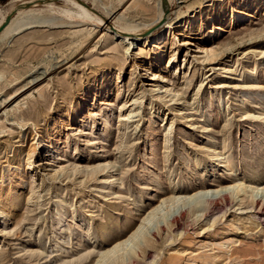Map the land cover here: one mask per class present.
Wrapping results in <instances>:
<instances>
[{
	"label": "rangeland",
	"instance_id": "rangeland-1",
	"mask_svg": "<svg viewBox=\"0 0 264 264\" xmlns=\"http://www.w3.org/2000/svg\"><path fill=\"white\" fill-rule=\"evenodd\" d=\"M84 1L94 13L102 15L104 11L107 15L113 12L116 21L122 23L125 20L136 27L154 24L163 8V0H124L120 6L119 0ZM212 1L216 0H171L165 10V19L143 36L133 38V43L132 36L128 35L127 41L125 35L124 39L115 32L116 28H99L82 19H77L83 21L81 23L54 18L51 23L53 18L48 12L44 13L46 18L42 23L34 20L37 15H33L31 25L1 34L0 178H4L13 163H18L25 173L17 180L5 183L0 195L3 202H8L6 193L17 192L16 197H12L11 215L7 219L8 232H12L3 240L0 235V264H79L77 259L89 247L90 250L92 246L96 247V253L112 247L134 226L142 223L146 213L156 204L155 199L150 200L156 191L151 187L155 176L161 182L157 186L158 199L170 196L173 189H187L191 193L200 186L214 188L228 184L231 178L245 180V183L260 179L259 183L264 186V56L260 55L264 51V5L249 10L237 22L236 18L232 19L234 3L231 0H221L224 9L220 15L207 19L204 10ZM53 2L65 4L66 0ZM26 3L24 0H0V12L10 15ZM44 3L49 1L29 2L26 6L31 8ZM96 5L103 11L96 10ZM103 20L109 23L104 14ZM162 34H167L164 55L161 62L155 64V48L145 38L153 39ZM218 44H230L222 55L221 70L218 62L212 64L210 61V51ZM108 66L113 67L110 79L118 83L120 89L118 96L116 91L110 93V106L102 103L107 100L103 91L96 93L101 90L100 81ZM214 67L219 71L213 70ZM154 71L161 72L166 79L150 80ZM249 71H253L252 76L244 80ZM167 79L180 92L178 101L172 105L162 98ZM222 83L224 87L216 89ZM251 83L256 86L252 95L245 97ZM134 99L139 101L133 106ZM183 101H195V104L177 116L170 108ZM151 102L153 108L149 105ZM78 104L83 108L81 117L70 118L69 112ZM122 105H126L124 109ZM139 108L140 117L135 121L142 115L144 119L135 132L122 122L121 116ZM102 117H107V121L104 122ZM52 121H58V127H50L47 141L51 149L47 153L41 132ZM172 123L171 143L175 148L167 161L161 148L164 129ZM201 125L205 130L198 129ZM212 143L218 151L224 152L223 160L205 169L188 170L198 160H207L206 151ZM116 158V175L122 178V190H129L124 199L112 195L110 190L99 193L104 175L99 174V167L106 160L116 161ZM73 161L83 167L93 165L97 180L89 182L85 174L66 179L70 172L68 169L67 173L60 172L59 165L69 166ZM226 163H230L231 173H227ZM57 193L63 195V208L69 203L75 210L67 214L65 224H68L64 228L58 225L60 219L55 212ZM242 196L245 197L242 206L233 210L227 207L226 212L216 216L218 229L214 241L209 243H220L221 232L225 230L227 242L231 243L227 255L232 252L234 255L233 261L224 259L223 264H264V213L256 206L243 209L251 202V194ZM74 215H77L75 222L78 225L88 223L87 226H91L88 234L80 236L77 226L67 233ZM21 219L23 222L16 226ZM200 220L189 226L188 235L181 238L182 241H193V246H187L188 251L177 249L180 242L166 244L161 241L165 239L159 237L160 256L156 263L201 264L193 258L204 250L210 237H198L199 230L206 228L204 218ZM253 223L256 225L252 226ZM102 227L106 228L100 235ZM151 228L155 229L157 225ZM66 233L72 237V243L67 247L61 245L65 247L64 252L58 253L55 243L67 236ZM88 235L97 240L95 245ZM194 244L200 246L194 247ZM70 256L74 257L68 261L65 257ZM93 256L81 264H94V260L90 263ZM39 257L44 259L38 262ZM60 259H65L66 263H60ZM70 260L75 261L71 263Z\"/></svg>",
	"mask_w": 264,
	"mask_h": 264
},
{
	"label": "bare ground",
	"instance_id": "bare-ground-1",
	"mask_svg": "<svg viewBox=\"0 0 264 264\" xmlns=\"http://www.w3.org/2000/svg\"><path fill=\"white\" fill-rule=\"evenodd\" d=\"M24 1L27 2L26 5H28L29 2L32 3V2H36V1H40L42 3L45 1H47V2L49 1V3H46V4L44 3L40 6H32L31 8L29 6H26V5H21L15 9L14 13H11L12 15L11 14L9 15V13L8 14H2L3 12L2 13L0 12V17H1L0 18V27L4 26L0 32V36L6 30L13 29L14 31H18V30L23 29L26 26L31 25L32 20H33L32 19L33 15H37L36 17H34V20H40V22L42 23L43 19L46 18L43 16L44 13L48 12L49 17L53 18V20H50L51 23L54 22V18L55 19L56 18L65 19V20L82 19L86 23H93V24L98 25L99 28L102 26H106V28H108V29L114 28V30L116 28L115 32L117 34H120L122 37H124L123 35H125L126 40L129 36H132V37H130V39H133V38L135 39V38H138L140 35L143 36V34L147 33L148 31H151L152 27L158 25L163 20V18L165 19V10L167 8H169L170 3H171V0H163V8H160V13L158 15V18L154 22V24H152L150 26L136 27L137 25L133 26L134 24L131 25V24L125 23L126 22L125 20H123L124 23L123 22L120 23L119 22L120 20L116 21V15H114L113 12H112V14L105 15V12L101 8H99L100 6L98 7V5H96L95 9L99 10V11H103V13H102V15L94 13L93 11H91V9L87 8L86 1H84V0H66L65 4L54 3L53 2L54 0H24ZM221 2H222L221 0L209 2L208 6L204 10L206 12L207 19H214L218 15H220L221 11L224 9L222 7ZM231 2L234 3V5L232 7V11H233L232 19L236 18L237 22L241 21L240 17L243 16L249 10H257L260 6L264 5V0H231ZM95 3H96V1H95ZM122 3H124V0H119V6ZM69 6H72V8H70ZM103 14L108 19L107 20L109 22L108 24L103 20ZM199 18H200V16H199ZM77 21H80V20H77ZM83 21H80V22L82 23ZM50 22L47 21V23H50ZM51 25H55V24H51ZM86 25H88V24H86ZM32 27H31V29H32ZM193 29H195V26ZM109 37L111 39V36H109ZM166 37H167V34H162V35H159L153 39L148 38V37L145 38L146 42H149L150 45H152V47L155 48V53H154V58H153V61L155 64H159L162 60V57L164 55V50H165ZM124 39H125V37H124ZM134 39L132 40V43L134 42ZM230 44H218V45H215V47L211 49L210 61L212 62V64L215 62H218L217 66L218 67L221 66L220 63H221L222 55H224L223 53L228 49L227 47ZM113 51H115V50H113ZM260 55L264 56V51ZM220 68L221 67H219L218 69L221 70ZM112 69H113L112 66H108L107 70L103 71V75H102V78L100 81L101 82V90L96 91V93H100L102 91L105 93L107 100L103 101L102 103H103V105H106V106L111 105L110 104L111 101H109L108 98L110 97V93L112 91H116V93H117L116 96H118L120 94L119 93L120 92L119 84L113 83V80L110 79V74L112 75ZM157 69L159 70V68H157ZM164 69L168 71L169 68L165 67ZM215 69H216V67L213 68V70H215ZM219 70H215V71H219ZM252 72L253 71H249L248 77L245 75L246 77L243 79L248 80V78H250L252 76ZM230 73L233 74V72H230ZM151 76L152 77L150 78V80H152V81H157L160 79H163V80L166 79V77H163L161 72H158V71L157 72L154 71L151 74ZM171 80H172V78H171ZM248 86H249L248 88H250V89H249V92L246 94L245 97H249L252 95V89L256 86V84L251 83ZM223 87H224V85L222 83V85H219L218 88H216V89H221ZM163 92H164V94H163L162 98L167 99L168 102L171 103V105H172V103H176L178 101L177 97H178L180 92H179V90H176L173 87L172 82L168 79H167V85L163 87ZM162 98H160V99H162ZM180 99L182 100V98H180ZM249 99H251V98H249ZM138 101H139V99H134L133 106L135 104H138ZM194 104H195V101H194V103H191L189 101H183V103L181 105L173 104L174 107L171 106L172 108H170V109H172L171 111L174 112L175 115L179 116L184 111V109H187L189 107L192 108V106ZM149 105H152L151 108H153L152 102ZM125 106L122 105V108L124 109ZM82 109H83L82 105L78 104L77 106H75L72 109L71 112H69V114H68L69 117L70 118H72V117L77 118V116H80V114L82 113ZM139 111H140V108L137 110H131V111L125 112L126 114L121 116L122 122L123 123L125 122V125L129 129H134L133 131H135V132L137 131V128L139 127V125L141 123L140 122L141 119L144 117L142 115L139 120L136 119V121H135L136 117H140ZM246 115H247V113H246ZM250 115H251V113H250ZM183 118H186V116ZM201 118L202 117H200V119ZM102 119L104 122L107 121V117H102ZM129 121H132V122H129ZM200 121H202V120H200ZM57 123H58V121L49 122V124L46 125V127H44L42 132H41V135H42L41 137L43 138V140L45 142L44 146H46L47 153L51 149V145L47 141L49 139L48 137H50V135H49L50 127H56ZM173 123L171 125L167 126L168 128L164 129V137H163L164 142H163L162 148H161V149H163L164 160L168 159L171 156V154L173 153V150L175 148L173 146V144L171 143V137H172V135H174V129H173L174 124ZM197 124H199V123H197ZM198 129L205 130L203 125H201L200 128H198ZM215 142H216V140H215ZM186 143H187V140H186ZM204 148H207V147H203L202 149H204ZM125 149H126V147H124V150ZM207 149H208L206 151L208 153L207 154V160L201 161V162L198 160L199 162L198 161H197V163L195 162L196 164H194L193 166L189 165L190 167L188 170H190L191 172H194L198 168H201V167H203L205 169V168H208L209 166H211L213 164L220 163L223 160L224 152H222V150L220 151V149L218 151V149H216L215 143H212V145L209 146ZM196 152H197V150H196ZM200 152H201V150H200ZM187 153L188 152L186 151L185 154H187ZM204 155H205V153H204ZM185 156L187 157L188 155H185ZM117 160H118L117 158H116V161H107L106 160L104 165L99 167V171H98L99 174H104L103 175V181H101L102 183L100 184L99 193H102L103 191L106 192L107 190H110V191H113L112 195L123 196V199H124V196H128V194L126 193L127 189L124 188V190H122L123 183L120 184V181H122L121 180L122 178H120L118 175H116L117 170L115 169V167L117 164ZM167 161H169V159ZM229 164L226 163V165H225L226 169L228 171L227 173L232 172V167ZM67 169L70 172V176L67 177L66 179L72 180V178L77 177L79 174H85L86 177L88 178L89 182H93L94 180H97L96 171L93 168V165H87L86 167H83L82 165H80L78 162H75V161L71 162L69 166H66L63 163H61L59 165V171L60 172L67 173L66 172ZM23 172L24 171L21 169V167H20V165H18V163H13L12 168H10V170H7L5 172L4 178H2V179L0 178V185H1L0 186V195H1L2 191L4 190V187H3L4 184L5 183L7 184L11 181L13 182V181L17 180L18 178H20V176L23 174ZM195 173H192V175ZM197 174L198 173H196V175ZM249 180H251V179H249ZM259 180L253 181V179H252V182L248 181V183L247 182L245 183V180L243 182L239 178L238 179L237 178H231V180H229L230 183H228V184L224 185L222 183V184H219L218 186H216L214 188H212L211 185L210 186H208V185L200 186L197 189H195L194 191H192L191 193L187 192V189L184 191H177V190L173 189L172 192L170 193L171 194L170 196L168 195V197H167V195H166L165 197L163 196V198L158 199L159 195L157 193V186L160 182V179L155 176L151 180L153 183L152 184L153 186H151V187H153L154 191L155 190L156 191L154 194H152V196L150 195L151 196L150 200L155 199L157 202H156V204H154L150 208L148 213H146V217H144V219L142 220V223L134 226L131 229V231L125 236L124 239L122 238V240L118 241L117 243H115V245H113L110 248H105L103 250L98 251L97 253L95 251L96 247L94 248V246H92V248H91L92 250H90V247L88 248L89 250L86 249V252H84L82 250L84 253H81L82 252L81 251L80 253L82 255L77 260L80 262L79 264H81L84 261H89L88 259L94 255L93 258L90 260V263H92L94 260V262H93L94 264H142V263L144 264L145 262H149V261H151V262H149L148 264H158V263H156V258H158L160 256V254L158 253L159 248L157 245H159L161 243V242H159L158 238L160 237L162 239H165V240H161V241H163V242L166 241V244H167V242H169V243L180 242L181 244L178 245L177 249L180 248L182 250L188 251V249H186V248H187V246H193V241H188V240L182 241L181 238L185 235H188L187 233H189L188 232L189 226L196 225L198 221H201L200 220L201 218H204L203 221H205V223H206V228H201L199 230L198 237H200V239H201V238H204L205 236H209L210 238H208V239L210 241H208V243H206L207 245L204 246V250L201 247V249L203 251H201V252L199 251L200 253L193 258V259H195L194 262H196L197 260H200L201 264H223L224 259H231L232 256L234 255V252H232L231 255H227L228 249L231 248V243H230V241H229V244L227 242L228 240H227L225 230H223L221 232L222 238H221V241H219L220 243L216 244V242H215V245H213V244H211L212 246L210 245L209 242L214 241L215 237H213V236L215 235L216 230L218 229L217 225H219L216 216L221 214L225 210V208H227V207H231V209L233 210L234 207L237 208V206L238 207L242 206L245 202V200H243L245 197L243 198L242 194H245L247 196L248 193L251 194V202L250 203L248 202L247 207L243 208V209L249 210L253 206L254 207L256 206V207H260V210L264 213V186L259 183ZM174 184H176V183H174ZM33 187H35V186H32V188ZM93 187H94V185H93ZM174 187H177V186H174ZM128 191L129 190H127V192ZM188 191H190V190H188ZM158 192H159V190H158ZM6 194L9 196L7 198L8 202H3V198L0 196V226H1L0 235L2 237V240L5 239L8 235H10L12 232V231L8 232L9 226L7 224V219L11 215L10 209H11V206L13 204V202L11 201L12 197H16L17 192L16 191H10L9 193L7 192ZM61 195H62V193H57V196H55L56 198L54 201V206H55L56 216L60 219V221H59L60 224H58V223H56V224H58L62 228H64V225L68 224V223L65 224V222L67 220V214H70L72 212L74 213L75 210H74V206L70 205L69 203H65L68 206H66V207L64 206V208L62 207L61 204H62V201H64V199L62 200L63 195L62 196ZM248 197H250V195ZM134 200H136V198ZM4 201H6V200H4ZM125 201H127V199ZM136 206L139 207V205H136ZM14 207H15V205H14ZM61 207L63 208V210H61ZM241 209H239V210H241ZM224 212H226V211H224ZM254 216H255V214H254ZM76 217H77V215L76 216L74 215V217L72 216L73 223L72 224L69 223L67 233H69L73 227L76 228L75 226H77L78 229L80 230V236L88 234L91 226L90 227L87 226L88 223L87 224L83 223L82 226L78 225L75 222ZM21 218H22V216H21ZM253 218H255V217H253ZM251 219H250V221H251ZM236 220H237V218H236ZM238 220L240 221V218ZM21 222H23L22 219L16 223V226H19L21 224ZM233 222H236V221L234 220ZM162 223H163V226L161 225ZM248 224H250V223H248ZM89 225H90V223H89ZM156 225H157V228H155L156 230L151 228L152 226H156ZM254 225H256V224L253 223L252 226H254ZM105 228L106 227H104V228L102 227V229L100 228L98 234H100V235L104 234L103 231L105 230ZM228 228H230V227H228ZM249 228L250 227H248V229ZM153 230H155L156 232H153ZM227 231H228V229H227ZM164 235H165V238H163ZM194 235H197V234H194ZM87 237H89L92 240L93 245H95L97 243V240H95L93 238V235H88ZM101 238H103V237H101ZM105 238H106V236H105ZM71 240H72V237L68 234H67V236H64L63 238L58 239L57 242L55 243L56 246H54L57 249L56 252L59 253L61 250H62V252H64L63 251L65 249L64 246H66V247L69 246L72 243ZM201 242H204V241L201 240ZM61 245H64V246L61 247ZM162 245H164V244H162ZM196 245H199V244H194V247ZM159 246H161V245H159ZM59 247H60V250L58 251ZM80 253H78V254H80ZM69 254L72 255L73 253H69ZM95 254H96V256H95ZM179 254H182V253L180 252ZM66 255H68V253ZM226 255H227V257H226ZM73 257L74 256L65 257V258H68V261H69V258L71 259ZM43 259L44 258L39 257L38 262H41ZM60 260H61V261H59L60 263H66L65 259H60ZM75 260H70V262L72 263ZM55 263H57V262H55ZM174 264H178V263H174Z\"/></svg>",
	"mask_w": 264,
	"mask_h": 264
},
{
	"label": "water",
	"instance_id": "water-1",
	"mask_svg": "<svg viewBox=\"0 0 264 264\" xmlns=\"http://www.w3.org/2000/svg\"><path fill=\"white\" fill-rule=\"evenodd\" d=\"M11 15H12V14H11ZM3 27H4V26L0 27V32H1V30L3 29Z\"/></svg>",
	"mask_w": 264,
	"mask_h": 264
}]
</instances>
